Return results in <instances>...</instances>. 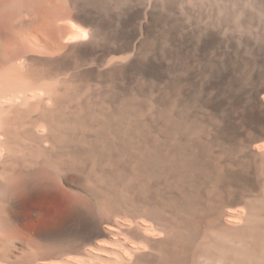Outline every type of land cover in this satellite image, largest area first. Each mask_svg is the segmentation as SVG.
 Wrapping results in <instances>:
<instances>
[{
	"label": "rangeland",
	"instance_id": "rangeland-1",
	"mask_svg": "<svg viewBox=\"0 0 264 264\" xmlns=\"http://www.w3.org/2000/svg\"><path fill=\"white\" fill-rule=\"evenodd\" d=\"M22 1L30 4L31 13L17 14L15 4L8 0L0 5V69L22 60L20 70L30 63L33 72L44 66L55 76L45 78L46 88L25 92H1L0 84V138L3 121L9 120L13 130L28 129L22 141L40 143L37 151L19 158L31 171L26 184L16 179L7 182L0 176V250L7 252L0 264H100L99 258L120 249L116 239L125 238L130 230L127 242L133 246L126 244L128 251L142 257L156 253L162 245L161 234H154L160 242L152 235L155 246L145 248L137 237L141 226L129 225L125 217L116 215L121 202L129 205L131 188L139 184L136 178L154 168L142 161L149 155V145L162 146L166 138L158 102L151 92L164 89L174 77H179V92L196 91L202 82L212 80H217L221 92H243L242 66L234 61L245 54L247 26H251L253 39L264 45V0ZM50 16L53 25L45 23ZM91 24L97 32L84 34ZM258 28L262 29V41L257 38ZM133 29L131 45L138 41L162 45L154 56L157 73L109 71L113 62L124 65L131 55L116 39L117 31ZM211 36L220 42L219 47L212 45ZM85 46L93 49L78 52ZM20 78L16 75L14 83ZM19 113L44 119L30 124L29 118ZM47 122L56 127V136L48 131ZM239 139L231 134L225 142L235 145ZM229 149L209 152L231 155ZM7 163L18 166V161ZM258 188L255 190L260 192ZM108 225L112 229L107 231Z\"/></svg>",
	"mask_w": 264,
	"mask_h": 264
},
{
	"label": "bare ground",
	"instance_id": "bare-ground-1",
	"mask_svg": "<svg viewBox=\"0 0 264 264\" xmlns=\"http://www.w3.org/2000/svg\"><path fill=\"white\" fill-rule=\"evenodd\" d=\"M8 1L15 4L17 14L32 12L30 4L22 0ZM2 3L3 0H0V5ZM252 21L253 17L250 16L248 22ZM45 23L53 25L54 19L50 16L46 18ZM250 29L251 26H247L243 36L245 54L242 59L234 61L235 64L242 66L243 92H221L216 87L217 80L202 82L199 89L196 88L197 90H192L193 92H183L184 90L179 92V77L170 78L164 89L156 88L157 92H151L158 102L156 109L163 120L162 132L166 136L165 143L159 147L156 144L149 145V155L142 161L143 164L154 168L141 177L137 176L139 178L136 179H140L137 181L139 184L131 188L129 205L121 202V208L116 215L125 217L129 225L141 226L137 236L139 245L153 248L155 241L152 235L157 233L158 236L161 234L162 245L158 247L157 252L154 250L156 252L154 254L150 252L143 257L136 255L125 247L131 235L130 230L128 234L124 233L125 238L116 239L115 243L117 242L120 249L112 252L110 256L107 255L108 252L103 258L98 257L101 260L100 264H264V45L253 39ZM83 32L90 36L97 30L91 24ZM134 32L135 29L132 32L117 31L116 39L123 50H131V55L124 65L113 62L109 71L120 70L121 73H128L144 69L157 73L159 65L154 56L162 50V45L158 41H138L131 45L130 39ZM257 33V38L262 41V29L258 28ZM210 41L215 48L220 46L215 37L211 36ZM204 44L197 46L201 49ZM230 46L239 51L233 44ZM92 47H81L78 52H86ZM20 62H10L7 67L0 69V84L3 86L1 92L15 90L25 92L36 87L46 88L48 85L44 82L45 78L55 76L54 71L44 66L33 72V64L30 63L24 70L22 68L20 70V66L23 67V62ZM16 75L21 76L18 84L13 80ZM29 76L30 80L27 81L26 78ZM56 85L54 84V88ZM152 87H157V84L152 83ZM53 96L56 100V93ZM19 115H26L25 118L27 117V120L29 118L30 124L43 118L40 115L28 117L26 113ZM8 121L4 120L1 127L0 157L2 156L3 160L0 165V176L7 178V182L16 179L26 184L31 171L19 161V158L37 151L40 143L32 142L28 145L22 141L21 138H25L28 129L21 125L23 126L21 129L13 130ZM47 123L48 131L54 135L56 127ZM240 123L243 124V128L240 127ZM175 134L178 136L176 143L173 142ZM195 134L197 137L191 138V135L194 137ZM231 134L240 136L235 145L225 142L227 136ZM198 135L201 136L200 139H196ZM223 148H231L236 153L215 156L209 152L211 149L220 152ZM7 161H18V166ZM15 167L17 173L13 172ZM257 187L261 189L260 192L255 190ZM111 229L112 226H106L107 231ZM158 236L154 235V238L158 239ZM128 245L133 246L130 243ZM176 248H179V255L175 253ZM4 253H7L6 250L0 254L2 260H6ZM9 260L8 262L11 261Z\"/></svg>",
	"mask_w": 264,
	"mask_h": 264
}]
</instances>
